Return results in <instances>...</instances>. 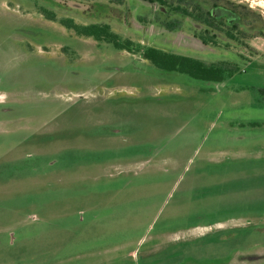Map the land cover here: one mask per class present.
I'll return each instance as SVG.
<instances>
[{"label": "rangeland", "instance_id": "rangeland-1", "mask_svg": "<svg viewBox=\"0 0 264 264\" xmlns=\"http://www.w3.org/2000/svg\"><path fill=\"white\" fill-rule=\"evenodd\" d=\"M160 9L0 0V264H264V38L206 47ZM66 20L239 71L166 72Z\"/></svg>", "mask_w": 264, "mask_h": 264}, {"label": "trees", "instance_id": "trees-1", "mask_svg": "<svg viewBox=\"0 0 264 264\" xmlns=\"http://www.w3.org/2000/svg\"><path fill=\"white\" fill-rule=\"evenodd\" d=\"M143 1L161 7L157 12L156 21L163 29L174 33L183 29L185 23H189L194 35L206 47L217 46L220 36L240 45H245L247 39L264 38V18L245 4H234L229 0ZM113 2L123 4L124 0H113ZM41 12L48 14V19H55L53 13L46 10ZM62 23L73 29L78 36L93 38L97 42L111 44L117 50L132 54L142 53L145 60L166 72H178L208 83H223L239 71L238 65L231 61L206 63L155 47L144 48L131 39L121 38L109 24L78 25L73 20Z\"/></svg>", "mask_w": 264, "mask_h": 264}]
</instances>
